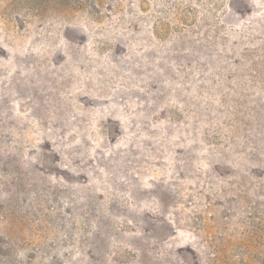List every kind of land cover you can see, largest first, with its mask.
Wrapping results in <instances>:
<instances>
[{
	"label": "rangeland",
	"instance_id": "obj_1",
	"mask_svg": "<svg viewBox=\"0 0 264 264\" xmlns=\"http://www.w3.org/2000/svg\"><path fill=\"white\" fill-rule=\"evenodd\" d=\"M0 264H264V0H0Z\"/></svg>",
	"mask_w": 264,
	"mask_h": 264
}]
</instances>
